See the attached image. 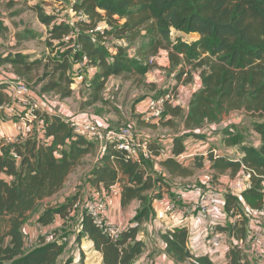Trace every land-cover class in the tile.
Here are the masks:
<instances>
[{"label": "trees", "instance_id": "trees-1", "mask_svg": "<svg viewBox=\"0 0 264 264\" xmlns=\"http://www.w3.org/2000/svg\"><path fill=\"white\" fill-rule=\"evenodd\" d=\"M70 8L75 12L70 22L54 13L37 10L39 20L48 27L51 37L48 45L64 47L50 70L43 74L49 79L42 92L56 91L61 99L70 97L76 84L69 75L71 64L84 62L93 69L86 80L87 95L79 104L84 111L102 101V92L110 78L146 75L157 64L151 58H156L161 50L167 52L169 66L178 69L171 87L167 86L163 92L171 90L175 95L181 78L185 76L188 82L192 71L201 79L200 88L189 98L185 117L179 105L165 109L183 118L186 132L174 137L171 155L158 158L163 172L154 171L152 164L140 165L125 159L123 152L112 145L98 153L87 174L88 181L104 188L118 184L121 206L135 200L138 205L131 224L116 239L102 231L90 211L82 209L77 239L86 236L100 253L102 264H132L145 248L138 237L139 226L149 220L151 203L161 192L156 186L167 184L162 179L166 174L188 177L208 164L216 173L228 171L233 176L244 167L251 173L250 186L240 195L224 194V209L234 220L215 225V230L231 237L225 253L227 264H254L240 245L246 237L247 224L241 200L244 206L257 210L264 203V0H72ZM4 30L6 26L0 21V33ZM16 35L19 42L31 38L22 33ZM107 38L126 39L129 44L111 42L114 48L111 50L105 45ZM137 40V46L131 50L130 44ZM4 64L11 66L13 76L32 82L33 70L40 62L29 60L21 52H8L0 54V66ZM6 87L5 81L0 82V119L3 120L6 116L1 106L9 101ZM235 111L252 118V130L259 136L256 146L246 142L232 123L220 128L221 141L224 147L238 145L240 157L232 158L219 151L213 155L210 148L205 155H196L190 167L174 158L184 151L183 136L201 137L199 128L207 124L211 128V124L220 123ZM37 121L41 135L48 141L43 142L37 133L17 137L9 143L0 139V264L56 263L63 251L62 242L46 241L40 235L28 246L27 219L43 199L63 188L86 156L97 150L94 141L74 132L57 112L41 114ZM149 149L156 157L162 151L158 140L151 138ZM74 200L72 196L59 205L44 208L37 222L48 227L55 216L64 218ZM188 234L185 225L172 226L160 233L172 264H214L206 254H191L187 247ZM71 262L68 258L62 264ZM78 264L84 263L80 260Z\"/></svg>", "mask_w": 264, "mask_h": 264}, {"label": "crops", "instance_id": "crops-1", "mask_svg": "<svg viewBox=\"0 0 264 264\" xmlns=\"http://www.w3.org/2000/svg\"><path fill=\"white\" fill-rule=\"evenodd\" d=\"M166 52V51H165ZM160 55V53H159ZM158 56H156V61L158 60ZM167 58V52H166ZM167 64L169 65L168 58ZM93 71L90 70L89 73ZM111 79V78H110ZM110 79L107 81H110ZM181 81V80H180ZM191 81V82H190ZM173 82V80H172ZM185 86L179 85L180 82L175 87L176 96L172 102L167 103L165 109L169 106L179 105L182 108V115L185 117L189 110V98L191 94L196 91L201 86V79L196 71L191 72V79L188 82H185ZM106 84V86H107ZM79 86L76 83V87ZM9 101L4 107V113L7 112V108L11 105H21L22 109H26L23 116L20 118H14L11 114H8L6 119H0V139H3L5 142L9 137L21 134L19 137H27L30 134L37 133L38 136H41L39 127V121H35L33 124L27 123V119L25 114H28V105L25 104L24 98H19L16 96L14 92L8 91ZM14 93V94H13ZM14 95V96H13ZM31 95H35L36 98V107L41 114H50L51 112H56L57 109H69L74 108L68 101L71 97H78V92L75 94V91H72L70 97L61 99L57 96V102L49 103L48 101H43L34 91L31 90ZM74 95V96H73ZM17 97V98H16ZM149 98V97H147ZM147 98L138 103L137 112L138 118L132 120V123H137V126L141 127L144 130H156L158 128H167V134L162 136L151 134V139H157L158 144L162 148L161 153L158 158L163 159L169 155H171V148L173 146V139L175 136H182L185 134V129L183 125V118L179 116L172 115L169 111H165V116L161 119L162 123H152L146 124L141 120V113L145 110ZM15 99H17L15 101ZM69 103V104H68ZM71 108V109H72ZM80 109V108H79ZM21 112V111H20ZM236 112V111H235ZM17 115V112H14ZM239 114H243L239 111ZM237 115L232 112L221 121L220 124H211V128L207 125L202 126L197 130L200 133L201 137H194L192 135L183 136V144L184 151L180 154H187L192 151H196L198 155H205L206 152L210 148L213 147L214 141L217 139L215 136H211L212 131H220L221 126L228 125L229 123H237L240 122L239 119L236 118ZM168 120V123H165ZM160 122V121H159ZM135 123V124H136ZM37 124V125H34ZM41 125V123H40ZM34 128L32 129V127ZM254 134V141L248 142L253 145L258 144V134L251 130ZM206 137V141H203L202 138ZM221 134V132L219 133ZM217 134L216 137L219 135ZM221 141V138H220ZM221 145L223 143L221 141ZM236 146L225 147V151H219V153H223L232 158H238L241 155V149ZM224 147V146H223ZM235 147V148H233ZM217 149V148H216ZM99 153V149L97 147L96 157L93 160V164L89 167L88 172L93 167V165L97 161V156ZM178 154V155H180ZM87 157V156H86ZM84 159H87V158ZM174 157V156H173ZM177 161L181 162L183 166L190 167L193 164L194 158L190 160L181 161L177 158V155L174 157ZM83 159V160H84ZM207 164V161H204ZM78 165L77 167H79ZM76 167V168H77ZM157 173L163 172V169L157 164L153 166ZM207 170L211 172L213 175L204 177L205 189L201 192L196 189H182L179 187L171 186L170 183L167 184L160 183L157 184L156 189H160L158 197L153 199L151 203V215L149 220L144 221L139 226L138 237L144 242L145 248L143 252L133 259L132 264H157L160 261H168L172 264V260L170 256L165 252L163 242L160 238V233L163 232L166 228L177 226V225H185L189 229L187 247L191 254L193 255H208V257L216 264V261L222 264H227V260L225 257V253L227 249L231 245V237L226 232H217V234H213L209 232V226L211 224L214 225H225L229 222H232L234 218L225 211L224 209V194L226 192H232L235 195H240L245 188H243L242 183V174L243 171L240 169L235 175L231 176L230 173H216L212 169L209 168L208 164L198 171ZM72 173V172H71ZM194 173V174H195ZM165 174V173H163ZM193 174V175H194ZM191 175V176H193ZM70 176V175H69ZM172 177L166 174L164 177ZM216 176V177H215ZM190 177V176H188ZM86 187H90L89 193H92L94 189H100L99 186H95L88 181L87 175ZM176 179H181L185 177H172ZM118 185V184H117ZM264 185V182H263ZM119 186V185H118ZM58 193V192H57ZM56 193V194H57ZM88 193V195H89ZM55 195V194H54ZM53 195V196H54ZM91 195V194H90ZM52 197V196H51ZM203 197L207 204L205 211H202L199 206L193 204V202H197ZM50 198V197H48ZM47 199V198H45ZM43 199V200H45ZM85 199V198H84ZM42 200V201H43ZM264 201V195H263ZM111 204L108 206L106 217L109 221H117L121 223L124 227L131 224L125 219L122 215V208L125 207H135L138 205L137 200L132 201L129 205L121 206L120 204V194L119 195H111ZM174 203V209L169 210V203ZM241 205L245 210V214L247 216V224H246V237L243 242H240V245L243 246L247 252L248 258L254 264H262L264 262V203L261 209H252L249 206H244L243 199L241 200ZM37 213L33 215L31 218L28 217L26 225L28 222H32L30 229L25 226V234L26 240L30 237L32 243L34 244L37 237L40 235H44V239L49 241L48 237V227H41L37 222L38 215ZM128 215V214H127ZM58 218V221L56 220ZM32 219V220H31ZM64 220V218H62ZM54 220H56L57 225L60 222L58 216H55ZM50 227V225H49ZM77 234L74 236L72 243L69 246L71 247L72 260L71 264H78L80 260L83 261L84 264H102V258L99 252L93 249L91 242L86 238V236H82L80 240L77 239ZM74 243V244H73ZM27 244L28 241H27ZM218 251L219 253L216 255L214 251ZM74 252V254L72 253ZM214 252V253H213ZM69 255L63 256V253L59 256L55 264H62L64 260L68 259ZM261 257V260H260Z\"/></svg>", "mask_w": 264, "mask_h": 264}, {"label": "rangeland", "instance_id": "rangeland-1", "mask_svg": "<svg viewBox=\"0 0 264 264\" xmlns=\"http://www.w3.org/2000/svg\"><path fill=\"white\" fill-rule=\"evenodd\" d=\"M71 1L72 0H0V21L6 26V30L0 33V54H5L8 52H21L22 54L27 55L29 60H38L40 64L38 68L33 70V74L35 75L33 81L26 82L23 80V78L21 79L26 83L28 88L34 91L43 101H48L52 104L57 102L58 93L56 91H41L42 86L49 79V77H44L46 75L43 74L50 70L53 61L59 57V52L63 50L64 47L58 45H48L49 40H51V37L48 33V27L39 20L37 10H40L41 12L54 13L64 21L70 22L75 17L73 12L70 10ZM19 33L30 35L31 38L29 40H23L19 42V35H16ZM111 42H116L117 44L122 45L129 44L126 39L113 40L111 38H107L105 45L111 50L114 49H112L113 46H111ZM138 42L139 41L137 40L130 44L132 47L131 50L137 46ZM90 70H92V67L88 66L84 62H72L71 64L69 75L74 77L76 83H80L79 86L76 87L75 84L73 87L75 94L78 92V97H71L68 101L74 107H71L72 109H68L72 113L83 111L79 109V104L80 101L86 97L88 92L86 88V80ZM177 72V68L170 67L167 64L166 52L161 50L157 64L154 65L146 75L112 77L102 92V101L85 108L84 111L94 116L101 117L110 124L127 123L134 125L135 128L148 139L150 138V133L159 136L167 134V128H158L156 130L149 129L148 131L141 129V127L137 126L136 122V124L132 123V120L138 118V115L136 114L138 103L147 97L160 95L163 90L167 88V86H170ZM0 76L10 78L14 77L11 74V66L9 64L0 66ZM42 76L44 77L43 80H41ZM184 78L185 76L181 78L179 85L185 86L186 83ZM82 80L83 83L81 84ZM173 96L175 99L176 94ZM16 100L17 99H15V101ZM25 111L26 109H22L21 105H11L9 108H7L8 113H6L5 116L7 118L8 114H11V116L14 118H20L23 116ZM14 112H17V115ZM233 113L237 115L236 118L238 119L240 116V122L238 121L237 123H234L233 128L237 131H240L241 136L246 142L254 141L255 137L251 131L252 118L246 114H239V112H232V114ZM164 116L165 115H163V117ZM163 117L161 119H163ZM158 123H162V121L160 120ZM231 124L232 123H229L227 126H231ZM33 128L34 126L32 129ZM220 131L211 132V136H215V138H217L214 141L213 147H216L218 151H225V147L221 145L220 138L222 134H219ZM217 134L219 135L216 137ZM20 135L21 134H18V137ZM203 137L204 138H202V140L206 141L204 134ZM237 148L239 149V146L236 147V150ZM96 153L97 150L94 154L88 155L86 157L87 159H84L80 166L72 171L63 188L54 196L41 201L36 209L29 215V217L31 218L33 215L41 212L44 208L59 205L72 196H75V199L80 198L83 203L85 202L84 198L90 201L91 193H89L90 187H86V177L88 174V169L93 164V160L96 157ZM152 168L153 170L155 169L154 167ZM210 175L213 174L207 170H201L196 172L193 176L181 179H176L169 176L161 178L170 183L171 186H180L179 188L182 189H196L201 192L205 189L204 177ZM81 210L82 208H79L73 214V216L68 217V219L63 220L61 217H59L60 222L57 225L52 226L54 231L51 235V238L58 239L62 242L63 256L69 255V259L72 257L70 249L73 247V245H69L72 243L74 236H76L78 232V221L80 219ZM122 215L128 220V222H131L133 216L135 215V207L132 208L130 206L122 208ZM33 221L34 220L27 223L26 226L29 229L32 223H34ZM27 241L29 244L32 243L30 237L27 239ZM30 246H32V244H30ZM214 252L216 255L219 253L216 250ZM72 253L74 254V252ZM221 262L222 261H216V264H222ZM262 264H264V262H262Z\"/></svg>", "mask_w": 264, "mask_h": 264}, {"label": "built area", "instance_id": "built-area-1", "mask_svg": "<svg viewBox=\"0 0 264 264\" xmlns=\"http://www.w3.org/2000/svg\"><path fill=\"white\" fill-rule=\"evenodd\" d=\"M73 12V11H72ZM75 15V12H73ZM76 15H80L79 13ZM155 59L152 57L151 60ZM5 81L7 84L6 91H11L16 94L19 98H24L25 104L28 105V114L24 117L27 119V123L32 124L39 119V111L36 107L35 95H31V90L18 77H1L0 82ZM171 87V86H170ZM1 91V88H0ZM13 93V94H14ZM14 96V95H13ZM16 97V98H17ZM174 99L171 90H166L158 96H151L147 98L145 110L141 113V120L146 124L158 122L164 115L165 106L167 103L172 102ZM5 106H1L4 109ZM61 115L62 119L65 120L72 130L76 133L82 134L94 141L97 144L99 152H104L108 145H112L115 148L121 150L124 154L125 159L136 162L138 164L149 163L152 165L158 164V157L151 153L149 149V139L145 137L139 130L131 124H110L104 119L98 116H94L85 111H79L72 113L68 109H57L56 111ZM221 123V122H220ZM218 123V124H220ZM223 126V125H222ZM221 126V127H222ZM41 133L42 130H41ZM42 141H48V138L41 135ZM17 140V135L11 136L6 142H14ZM212 154L216 155L218 150L211 148ZM197 154L196 151H192L187 154L177 155V158L181 161L193 159ZM243 188L247 189L250 186L251 173L246 168H241ZM100 189H94L90 195V201L86 198L84 203L80 198H76L71 205L67 208L64 219L73 216V214L79 209H86L92 213V216L96 219L97 223L100 224L102 231L112 239L118 238L120 232L125 227L117 221H109L106 217L108 206L111 202V195H119L120 187L117 184L111 185L108 188L103 186ZM197 202H193L194 205L199 206L202 211H205L207 204L205 199L201 197ZM169 210L174 209V203L170 202L168 206ZM58 221V218H56ZM56 220H52L50 227L48 226V237L50 239L53 233L52 226L56 224ZM52 230V231H50ZM209 232L217 234L214 225L209 226ZM30 246V244H28ZM157 264H170L168 261H160Z\"/></svg>", "mask_w": 264, "mask_h": 264}]
</instances>
